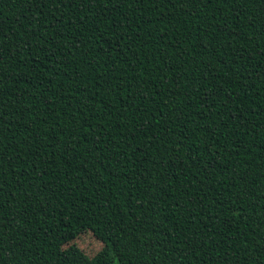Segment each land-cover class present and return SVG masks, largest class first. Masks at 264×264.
<instances>
[{"label":"trees","instance_id":"trees-1","mask_svg":"<svg viewBox=\"0 0 264 264\" xmlns=\"http://www.w3.org/2000/svg\"><path fill=\"white\" fill-rule=\"evenodd\" d=\"M115 260L264 264V0H0V264Z\"/></svg>","mask_w":264,"mask_h":264},{"label":"rangeland","instance_id":"rangeland-1","mask_svg":"<svg viewBox=\"0 0 264 264\" xmlns=\"http://www.w3.org/2000/svg\"><path fill=\"white\" fill-rule=\"evenodd\" d=\"M77 243L88 255L95 254L101 247L90 234L82 236ZM113 264H119V262L115 260Z\"/></svg>","mask_w":264,"mask_h":264}]
</instances>
